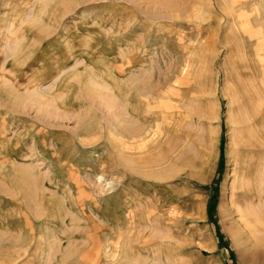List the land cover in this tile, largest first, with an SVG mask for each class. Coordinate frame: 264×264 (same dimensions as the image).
Wrapping results in <instances>:
<instances>
[{"label": "rangeland", "instance_id": "374dc122", "mask_svg": "<svg viewBox=\"0 0 264 264\" xmlns=\"http://www.w3.org/2000/svg\"><path fill=\"white\" fill-rule=\"evenodd\" d=\"M0 232V264H264V0H0Z\"/></svg>", "mask_w": 264, "mask_h": 264}, {"label": "bare ground", "instance_id": "6f19581e", "mask_svg": "<svg viewBox=\"0 0 264 264\" xmlns=\"http://www.w3.org/2000/svg\"><path fill=\"white\" fill-rule=\"evenodd\" d=\"M93 83V82H92ZM91 88V87H90ZM92 90V89H91ZM102 96V95H101ZM151 96V94H150ZM161 96V95H160ZM94 97V95H93ZM155 97V96H154ZM148 98H150L148 96ZM159 98V97H158ZM97 99V98H96ZM133 100V99H132ZM153 100V98H152ZM155 100V99H154ZM48 102V101H47ZM45 102V103H47ZM144 103V102H143ZM146 103V102H145ZM144 103V104H145ZM159 103V102H158ZM112 104V103H111ZM129 104V103H128ZM39 105V104H38ZM41 105V104H40ZM39 105V106H40ZM45 105V104H44ZM153 105V104H152ZM152 108V107H151ZM47 111V110H46ZM147 111V110H146ZM150 113L149 115H147L145 118H144V123L148 126L150 124V128H151V122L153 121V118L155 116V112L152 110V109H149ZM39 113V112H38ZM161 114V113H159ZM145 115V114H144ZM158 115V114H157ZM122 118V117H121ZM128 118V117H127ZM164 122L166 120H163ZM159 122V121H158ZM118 123V122H117ZM169 123V122H168ZM116 124V123H115ZM163 124V123H162ZM157 125V124H156ZM85 126V125H84ZM155 126V124L153 125ZM165 128V127H164ZM169 128V127H168ZM151 132L157 137L158 139V134H155V131H152ZM148 130H145L143 132V135H144V138H149L151 137V134ZM110 134V133H109ZM161 135V134H160ZM155 137V138H156ZM95 138V137H94ZM154 138V137H153ZM154 138V139H155ZM160 138V137H159ZM83 139V138H82ZM163 139V138H162ZM145 140V139H144ZM137 142V141H136ZM147 142V141H146ZM143 145V146H140L141 147V150H148L149 148H155V145L154 143L156 142V139L155 141H152V137L150 138V140L148 141V143H146ZM250 142V141H249ZM246 145L243 144L242 148H241V152L243 154L244 153H250L251 150H252V147L253 145L251 144V142ZM156 144V143H155ZM149 147V148H148ZM132 148V147H131ZM161 148V147H160ZM140 150V151H141ZM162 150V149H161ZM240 152V151H239ZM240 152V154H241ZM165 153V152H164ZM241 174V176L243 178H246L249 176V172L250 170L246 167H242L240 170H238ZM155 176V175H154ZM168 179V178H167ZM238 192L235 194L236 195V200H237V204H239L238 206V212H240V219H241V224L243 225L244 227V237L247 241L250 240V237H252L254 235V231L256 233V231L258 230V228L260 227V223H261V216L259 214V210L256 211L255 208H256V204L258 202H261L262 199H263V193H260L258 192L257 190H253L250 185L248 184H245V183H242L239 188L237 189ZM237 212V211H236ZM239 214V213H238ZM263 222V221H262ZM240 224V223H239ZM263 226V225H262ZM8 231V230H7ZM1 233V232H0ZM5 236V235H4ZM3 236V237H4ZM2 237V236H1ZM11 240H5V241H2V243L0 244L1 246H3V248H5L7 245V243H10ZM262 244V243H261ZM0 246V253H1V250L3 249L2 247ZM32 246V245H31ZM9 247V246H8ZM12 247V245H11ZM33 248V247H32ZM9 249V248H8ZM33 251V250H32ZM37 251V250H36ZM4 252V251H2ZM7 252V251H6ZM5 252V253H6ZM11 252V251H10ZM9 253V252H8ZM7 253V254H8ZM16 253V252H15ZM31 254V253H30ZM26 257V256H25ZM1 258V257H0ZM4 258V257H2ZM31 259V258H30ZM82 261V260H81ZM2 263V262H1ZM3 264V263H2ZM7 264V263H6Z\"/></svg>", "mask_w": 264, "mask_h": 264}]
</instances>
